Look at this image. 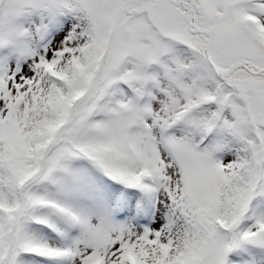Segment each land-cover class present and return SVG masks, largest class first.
Masks as SVG:
<instances>
[{"label":"snow or ice","instance_id":"snow-or-ice-1","mask_svg":"<svg viewBox=\"0 0 264 264\" xmlns=\"http://www.w3.org/2000/svg\"><path fill=\"white\" fill-rule=\"evenodd\" d=\"M0 264H264V0H0Z\"/></svg>","mask_w":264,"mask_h":264}]
</instances>
